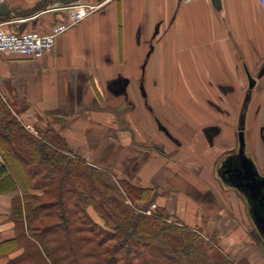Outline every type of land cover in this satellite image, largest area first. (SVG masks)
<instances>
[{"label":"crops","instance_id":"crops-1","mask_svg":"<svg viewBox=\"0 0 264 264\" xmlns=\"http://www.w3.org/2000/svg\"><path fill=\"white\" fill-rule=\"evenodd\" d=\"M78 4L98 8L59 35L42 59L0 54V99L25 107L28 123L53 125L70 149L89 154L106 139L121 164L140 170L141 182L161 166L169 170L167 158L148 159L149 149L137 147L153 125L163 123L177 139L176 132L193 138L211 100L201 92L238 91L248 85L244 68L253 77L264 61V9L257 0H0V24L48 34ZM165 92L169 107L179 98L188 113L172 110L170 119H159L154 105L166 102ZM17 194L0 193V243L14 237L9 217Z\"/></svg>","mask_w":264,"mask_h":264},{"label":"trees","instance_id":"trees-1","mask_svg":"<svg viewBox=\"0 0 264 264\" xmlns=\"http://www.w3.org/2000/svg\"><path fill=\"white\" fill-rule=\"evenodd\" d=\"M11 111L0 99V193L18 192L14 237L0 243L5 264H233L196 230L151 213V188L115 180L53 125L33 133Z\"/></svg>","mask_w":264,"mask_h":264},{"label":"rangeland","instance_id":"rangeland-1","mask_svg":"<svg viewBox=\"0 0 264 264\" xmlns=\"http://www.w3.org/2000/svg\"><path fill=\"white\" fill-rule=\"evenodd\" d=\"M244 71L248 73L246 68ZM253 77L258 83L251 91L245 83L238 91L201 92L211 97V100L203 108L205 116L199 120L200 124L192 132L193 138L182 137L176 132L174 135H178L177 139L158 121L157 129L153 125V131H150L151 137L147 135L146 140L136 142L137 147L149 149L148 159L161 158L160 163L165 158L168 160L164 165L169 170L162 171L161 166L150 182L139 180L138 175L141 172L135 165L131 168L130 163L121 164L118 150L114 145L108 147L106 139L98 141L92 138L93 141H98V146H94L89 154L81 153V146L77 151L76 148L69 149L72 152L75 150V154L87 163L109 169L115 180L124 179L131 185L151 188L155 193L149 208L151 213L161 209L166 212L169 223L186 225L196 230L233 264H264V241L251 220L246 200L235 189L223 184L217 175L225 156L237 151L238 132L244 131L246 154L254 160L264 177V61ZM166 93V102L154 105L159 119H170L172 110L178 114L188 113L179 98L175 100L176 107H169ZM11 110L31 132L35 133L34 128H44L39 123H28L22 118L25 107ZM207 114H210L209 122L204 119ZM169 123L173 128L171 133H174L175 127L172 122ZM140 157L139 162L146 159V155ZM115 160H119L116 163L119 165L116 166L118 169L115 167ZM141 166L144 165L140 164ZM129 204L136 206L138 210L144 205L135 199L130 200ZM91 216L99 222L96 215L92 213Z\"/></svg>","mask_w":264,"mask_h":264},{"label":"water","instance_id":"water-1","mask_svg":"<svg viewBox=\"0 0 264 264\" xmlns=\"http://www.w3.org/2000/svg\"><path fill=\"white\" fill-rule=\"evenodd\" d=\"M248 88L252 89L255 80L247 73ZM239 153L235 157L227 159L222 169L218 170V176L223 184L238 190L245 196L251 220L264 241V177L244 153V134L238 133Z\"/></svg>","mask_w":264,"mask_h":264},{"label":"built area","instance_id":"built-area-1","mask_svg":"<svg viewBox=\"0 0 264 264\" xmlns=\"http://www.w3.org/2000/svg\"><path fill=\"white\" fill-rule=\"evenodd\" d=\"M183 3L206 0H180ZM264 9V0H257ZM98 7L87 4H78L67 8V19L52 28L48 34H40L37 31L10 32L2 28L0 24V54L28 58L33 60L42 59L49 54L54 47L56 38L65 33L87 18ZM150 212L148 211L147 214Z\"/></svg>","mask_w":264,"mask_h":264},{"label":"flooded vegetation","instance_id":"flooded-vegetation-1","mask_svg":"<svg viewBox=\"0 0 264 264\" xmlns=\"http://www.w3.org/2000/svg\"><path fill=\"white\" fill-rule=\"evenodd\" d=\"M255 88V87H254ZM254 88H252V89H254ZM252 89H248V90H252ZM240 132V131H239ZM238 132V133H239ZM243 132V134H244V140H245V133H244V131H242ZM237 137H238V135H237ZM238 153H239V144H238V141H237V151L235 152V153H231V154H228V155H226L225 156V158L221 161V164H220V166H219V168H218V170H220V169H222V166H223V164H225L226 162H227V159L228 158H231V157H235V156H237L238 155ZM244 153H245V155L247 156V154H246V141H245V145H244ZM248 158H250L252 161H253V163L255 164V162H254V160L251 158V157H249V156H247ZM255 166H256V168H257V170H258V167H257V165L255 164ZM218 170H217V172H218ZM221 171V170H220ZM258 172H259V170H258ZM218 175V174H217ZM259 175H261L260 174V172H259ZM262 176V175H261ZM220 178V177H219ZM220 180H221V178H220ZM222 181V180H221ZM234 189V188H233ZM236 190V189H235ZM245 200H246V198H245V196H243V194H241L238 190H236ZM246 202H247V200H246ZM247 204H248V202H247ZM248 209H249V206H248Z\"/></svg>","mask_w":264,"mask_h":264}]
</instances>
